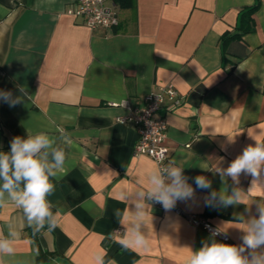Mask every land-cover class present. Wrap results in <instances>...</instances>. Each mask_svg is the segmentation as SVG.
<instances>
[{
  "label": "crops",
  "instance_id": "crops-1",
  "mask_svg": "<svg viewBox=\"0 0 264 264\" xmlns=\"http://www.w3.org/2000/svg\"><path fill=\"white\" fill-rule=\"evenodd\" d=\"M256 1L252 30L222 45V34L237 31L240 9ZM74 2L0 0V91L29 93L14 107L0 101V151H10L14 137L44 133L67 156L48 197L57 214L54 231L35 236L5 193L0 237L10 230L17 236L15 253L0 255V264H94L98 253L105 264H185L190 251L212 239L241 245L264 189L248 193L250 176L222 182L215 169L264 141V0H104L117 17L109 28H90L67 14ZM164 84L174 86L180 101L165 97L160 109L167 166H183L195 190L193 200L177 202L180 213L140 195L158 165L134 154L135 129L116 120ZM199 175L211 189H196ZM226 187L239 189L244 203L205 206V196ZM137 204L148 213L142 228L148 251L118 243L135 223ZM190 213L222 228L229 240L192 224ZM40 249L46 255L38 260Z\"/></svg>",
  "mask_w": 264,
  "mask_h": 264
},
{
  "label": "clouds",
  "instance_id": "clouds-1",
  "mask_svg": "<svg viewBox=\"0 0 264 264\" xmlns=\"http://www.w3.org/2000/svg\"><path fill=\"white\" fill-rule=\"evenodd\" d=\"M19 91L21 95L16 97L10 91H0V101L12 107L22 104L23 98L28 97L29 93L24 87ZM53 143L47 134H29L27 138L14 137L10 142V151H0V207L4 206V196L7 193L16 206L22 209L33 233L44 230L52 232L58 227L57 214L48 197L55 191L53 178H58L64 171L67 156L62 149L54 148ZM215 171L222 182L225 177H230L234 184H239L242 174L250 176L252 179L248 193L264 189V141L257 140L245 147L227 168L217 167ZM194 183L199 190H209L212 187L211 182L203 175L196 176ZM140 195L151 203L162 205L165 212H171L178 201L193 200L195 190L188 183L183 166L173 162V166L165 169L164 174L152 170L148 176L146 192ZM203 199L205 206L227 207L244 203L245 197L236 187H226L219 193L212 191ZM136 209L131 231L122 236L118 243L124 250L148 251L151 242L142 231L148 213L141 204H137ZM256 212L258 215L246 223L241 245L212 239L210 243L204 242L198 250L190 251L185 264H264V203H257ZM210 231L212 237L223 233L222 228ZM16 236L17 233L10 230L7 238L0 237V255L11 256L15 253L13 240ZM94 264H105L104 256L96 254Z\"/></svg>",
  "mask_w": 264,
  "mask_h": 264
},
{
  "label": "built area",
  "instance_id": "built-area-1",
  "mask_svg": "<svg viewBox=\"0 0 264 264\" xmlns=\"http://www.w3.org/2000/svg\"><path fill=\"white\" fill-rule=\"evenodd\" d=\"M66 13L81 18L90 28H109L117 24L115 13L105 7L104 0H76L67 8ZM165 97L171 99L174 105L180 103L174 86L164 84L159 86L156 91L146 94L141 103L129 106L125 115L116 118L117 122L129 124L135 129L138 137L133 148L134 154L149 156L157 163L161 174H164L165 169L168 168L166 122L160 113L162 101ZM175 211L180 213L181 209L176 206ZM186 217L192 224L202 228L210 235V230L216 229L203 216L190 213L186 214ZM215 238L223 241L229 240L228 236L223 233L215 236Z\"/></svg>",
  "mask_w": 264,
  "mask_h": 264
},
{
  "label": "trees",
  "instance_id": "trees-1",
  "mask_svg": "<svg viewBox=\"0 0 264 264\" xmlns=\"http://www.w3.org/2000/svg\"><path fill=\"white\" fill-rule=\"evenodd\" d=\"M259 2L256 1L254 4L245 6L240 9L239 11V24L237 26V31L236 32H225L221 36V43L222 45L225 46V44L235 38H239L242 33H246L252 30L253 28V15L256 12V9H258ZM36 236V233H34ZM46 255V252L42 251L41 249L39 250L38 253V260L43 258Z\"/></svg>",
  "mask_w": 264,
  "mask_h": 264
}]
</instances>
